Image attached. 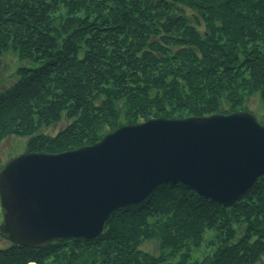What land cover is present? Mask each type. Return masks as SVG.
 <instances>
[{"label": "trees", "instance_id": "16d2710c", "mask_svg": "<svg viewBox=\"0 0 264 264\" xmlns=\"http://www.w3.org/2000/svg\"><path fill=\"white\" fill-rule=\"evenodd\" d=\"M9 48L38 63L0 91V141L27 137L25 152L91 146L150 118L246 111L256 92L264 104V0H0V52ZM62 119L56 134L43 132ZM207 230L214 251L192 260ZM151 239L157 255L138 249ZM263 256L261 176L227 207L180 182L159 185L112 211L94 238L10 243L0 264H264Z\"/></svg>", "mask_w": 264, "mask_h": 264}, {"label": "water", "instance_id": "95a60500", "mask_svg": "<svg viewBox=\"0 0 264 264\" xmlns=\"http://www.w3.org/2000/svg\"><path fill=\"white\" fill-rule=\"evenodd\" d=\"M264 176V125L246 112L150 118L59 154L25 152L0 170V233L38 248L98 236L110 213L180 182L224 207Z\"/></svg>", "mask_w": 264, "mask_h": 264}, {"label": "rangeland", "instance_id": "374dc122", "mask_svg": "<svg viewBox=\"0 0 264 264\" xmlns=\"http://www.w3.org/2000/svg\"><path fill=\"white\" fill-rule=\"evenodd\" d=\"M62 13H63L62 15L65 14L64 12ZM37 64H38L37 62H32L27 59H19L16 53L13 52L10 48L8 50L4 49L3 51H1L0 52V91L10 88V86L19 79L20 76H19V73H17L18 68L30 66V65L36 66ZM244 106L246 107V111L240 110L236 112H246L248 114H251L259 125H264V120H263L264 119V104L258 92L249 94L248 96H246ZM226 108L227 106H223L222 107L223 111ZM229 114H232V113H229ZM229 114L219 112V113L211 114L209 116L229 115ZM209 116H205V117H209ZM185 118H189V117H185ZM185 118H176V119H185ZM198 118H204V117H198ZM67 124H68V121H66L65 119H62L59 123L52 125L49 128H43V132L50 134V135H54L59 129H62ZM110 132H107V133H110ZM26 140H27V137H24L22 135H15V134H12V135H9L3 138L0 141V166L4 167V165L8 161L13 159L14 157L25 153ZM1 212L2 210H0V223H1V214H2ZM103 229H104V226H103ZM242 229H243L242 226H240V228L238 227L235 228L234 238L232 239V241L237 239L240 236ZM213 233L214 231H211V230H207L206 232L203 233V236H202L203 242L197 248H193L191 251L192 260L199 261V260L205 259L204 257H208L212 254V252L214 251L213 247L212 246L208 247L206 246L205 243L207 240L211 241V239H213ZM10 243L11 241L5 239V237H3L0 233V249H4ZM138 249L142 252H146L149 254H154V255L158 254L157 241L153 239L144 241L138 247ZM263 259H264V256L262 260ZM170 260L176 261L177 258H172ZM29 264H32V263H29Z\"/></svg>", "mask_w": 264, "mask_h": 264}, {"label": "bare ground", "instance_id": "6f19581e", "mask_svg": "<svg viewBox=\"0 0 264 264\" xmlns=\"http://www.w3.org/2000/svg\"><path fill=\"white\" fill-rule=\"evenodd\" d=\"M66 152H68V151H66ZM63 153V152H62ZM2 210V209H1ZM157 246H158V243H157ZM23 247H25V246H23ZM28 248H30V247H28ZM154 255V254H153ZM32 264H34V263H32Z\"/></svg>", "mask_w": 264, "mask_h": 264}, {"label": "flooded vegetation", "instance_id": "af4514ba", "mask_svg": "<svg viewBox=\"0 0 264 264\" xmlns=\"http://www.w3.org/2000/svg\"><path fill=\"white\" fill-rule=\"evenodd\" d=\"M0 208H1V206H0ZM1 210V209H0ZM2 213V212H1Z\"/></svg>", "mask_w": 264, "mask_h": 264}]
</instances>
